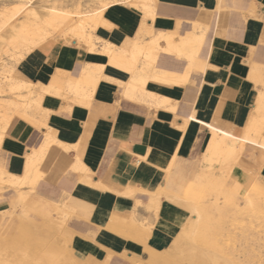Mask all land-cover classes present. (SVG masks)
<instances>
[{
	"label": "crops",
	"instance_id": "1",
	"mask_svg": "<svg viewBox=\"0 0 264 264\" xmlns=\"http://www.w3.org/2000/svg\"><path fill=\"white\" fill-rule=\"evenodd\" d=\"M105 17L110 29L100 27L95 36L117 47L136 35L142 19L123 5ZM149 24L155 35L170 34L175 42L190 33L204 39L185 87L148 82L147 90L175 101L173 112L125 97L115 81L125 83L128 73L110 66L103 55L75 43H53L31 51L22 71L39 86L62 77L64 92L43 94L44 112L33 115V124L12 120L1 143L6 168L0 164V169L23 177L33 168L27 184L15 187L17 203L24 205L23 194L43 215L63 211L73 233L70 247L96 264H112L111 254L122 253L125 264H143L149 252L159 254L171 245L189 216L173 201L197 179L210 138L240 141L264 90V0H158ZM87 65L103 67L89 101L78 95ZM157 67L181 75L187 61L159 52ZM45 135L58 145L40 158ZM240 153L230 178L264 185V149L246 142ZM115 214H130L138 236L132 229L117 231Z\"/></svg>",
	"mask_w": 264,
	"mask_h": 264
},
{
	"label": "bare ground",
	"instance_id": "2",
	"mask_svg": "<svg viewBox=\"0 0 264 264\" xmlns=\"http://www.w3.org/2000/svg\"><path fill=\"white\" fill-rule=\"evenodd\" d=\"M35 1L41 4H35ZM35 1L12 0L0 7V94L6 93L5 88H9L8 90L14 89V91H17L19 89H23L24 91L26 90L27 95L24 98H28V100L26 99L27 102H23L22 105L26 107V111L30 110V114L28 113L29 115H27L29 116V120L32 121V123L34 114L44 112L40 108L41 96L47 93H55L56 95H58L62 90L64 92L65 89L63 88V85L66 86L67 81L65 82L62 77H57L54 78L49 85L39 86L37 83H32L28 79L25 80L26 76L18 74L12 67L11 68L13 71L10 69V67L9 69H7L6 65L3 63L1 55L3 53H8L15 50H28L32 47L42 48L47 45L53 44L52 41L60 37L64 39L66 44L73 42L76 45L84 48L89 53L103 55L104 57H106L110 66L112 65L126 71L129 75L128 81L122 83L114 80L116 84L124 91V93L123 91L122 93L123 95H125V97L131 100L142 102V104L145 103L150 106V108L153 107L156 110L164 109L170 112L174 111L176 104L175 101L171 97L160 94L159 91L147 90L148 82L152 81L160 86H174L179 88L185 87L188 82V76L190 72L195 67H197V55L204 39L202 40L203 37L201 36L196 37L194 35L195 33H190V35L186 36L185 38H181L177 42L173 40L175 37L173 38L172 36H169L170 34L152 35V25L149 24V26H147V21L150 19L151 21L154 20L158 0H94V5L97 4V7H90L88 9H82L79 3H77L72 9H70L66 7V3L68 0ZM117 5L127 6V8L141 13L142 19L136 35L131 39H126L118 47L111 43L103 41V43L101 42V47L97 48L96 42L99 39L96 38L95 42L93 34L100 27L110 29L111 24L105 16L112 7H115ZM16 18H18V20H16ZM196 25L197 24H195V26ZM147 36H149L150 38L146 39L145 37ZM160 42H163V44L165 43V46L161 47ZM159 52H162L164 54H174L178 58L186 60L187 67L185 68L183 74L177 75L175 73L159 69L157 67ZM19 58L21 60L23 58V55H19ZM25 60H27V58L24 59V62ZM102 68V66L87 65L82 70L80 80L83 82L84 87L80 91H78V95L82 100L89 101L91 99L95 86H97L96 83L100 77L99 75L102 71ZM6 72H12V77L10 79H8L4 75ZM2 75H4V77H2ZM100 80L103 81V79ZM37 89H39V91L41 92H39L40 94L36 93L35 90ZM14 91H12V95H14ZM17 92L19 93L20 91ZM20 93H23V91ZM16 96L17 95H15V97ZM2 97L3 96H0V149L1 143L6 136L5 129L10 124L12 116L15 114L13 112L14 114L9 115L7 111L10 106H14L17 104L16 101H13V97L12 100H10L11 98L9 99L10 102H8L9 100H4ZM19 99L21 100V97ZM255 113L256 116L250 117L247 129L245 128L246 132L243 133L242 139L240 141L228 142V140L224 136L218 137L214 134L210 138L208 146L203 154L202 167L198 172L197 179L193 183L194 186H192V193L190 192L191 198L190 196L187 197L188 200L175 198L176 200L173 201L189 211L190 214L187 217L183 227L179 230L177 236L172 241L171 245L164 252H161L159 254L157 252H155L156 254H154V251L149 252L150 259H148L149 261H147V264H182L184 261L187 262V264H219V260L222 258L218 254L219 251H216V249L207 250V248L205 247L207 245L209 234L213 232L217 233L221 229H224V227H226L224 225L226 222H223V209H221L222 207L217 204V201H215L214 205L211 208L209 207L201 209L198 206V203L200 201L196 202L195 197L199 191L201 192L202 187L204 186L213 188L214 191H217L223 196L228 195L226 187L227 183L225 181L230 178L229 174L234 168L235 161L241 154L240 152L243 148V145L246 142H250L264 149V90L258 93L255 104ZM165 130L167 129L165 128ZM160 142H162V140ZM54 144L58 145V142L54 138L45 135L43 143L41 144L40 148H38L40 158L43 154H45L44 152L46 151V149L50 145ZM164 147H162V149ZM215 165H217V167H215ZM32 171L33 168H28L23 177H16L14 175H9V173L0 169V187L4 184H9L13 187H22L27 184L26 182L28 181V178L26 177H29L33 173ZM213 171H216V173L214 174ZM0 189L2 190V188ZM206 189L207 188H204V190ZM254 190L255 191H253L254 193L252 200L255 203H258L261 207L264 206V185H261ZM206 191L210 192V190ZM19 199L26 208H31V210L42 215V218L45 219V224H47V226H45L41 233H39L41 234V237L38 240L36 239L39 245H44L47 239H49L47 235H49L53 231V229L55 231L59 229H56L57 224L54 223L55 218L53 219L52 217L43 215L39 212L40 210L38 212L35 211V208L31 206L32 203L29 197L21 194ZM121 217L122 218H120L116 214L114 215V224L115 228H117V231H127L132 229V231H134L133 233H131L134 235V232H136V230L135 225L132 221V216L130 214H127L126 216ZM59 230L61 231V229ZM64 233H66V231ZM135 235L138 236L137 232ZM201 243H203L205 247L202 246ZM56 249H58V253H60L59 247H57ZM56 249L53 247L49 252L46 253V264H74L72 261L65 259L62 254L54 255V257L51 258V252L53 253ZM27 258H29L30 260H35L37 258V253L31 254L29 256L25 254L24 260ZM223 259L226 260L225 258ZM233 259L234 257L229 259V261H232Z\"/></svg>",
	"mask_w": 264,
	"mask_h": 264
},
{
	"label": "rangeland",
	"instance_id": "3",
	"mask_svg": "<svg viewBox=\"0 0 264 264\" xmlns=\"http://www.w3.org/2000/svg\"><path fill=\"white\" fill-rule=\"evenodd\" d=\"M10 1L12 0H0V7L3 6V4H6ZM77 2H79V5H81L82 9H88L90 7L95 8V6L97 7V4L94 5V0H69L66 6L68 8H73V6L77 4ZM34 3L36 4L37 1H35ZM37 4H41V3H37ZM18 18H16V20H18ZM153 34L154 33H152V35ZM93 36L95 39L94 41L96 42L97 37L95 36V33L93 34ZM145 38L148 39L150 37L147 36ZM52 42L54 44H58L59 42L66 44L64 39L61 37L57 38L56 40H53ZM97 42H96V47L100 48L103 41L98 40ZM99 43L100 45H98ZM34 49L37 48L32 47L28 50L21 49L19 51L17 50L10 51L11 53L10 52L3 53L1 55V58L3 60V63L6 65L7 69H9L10 67V69L12 70L13 68L15 69L14 71H16L18 74L25 76L22 71L24 59H26L27 56H29V54L31 53V51H33ZM21 54L23 55V58L20 60L19 55ZM11 74L12 72L11 73L6 72L4 75L8 79H10L12 77ZM4 75H2V77H4ZM25 80H27V78H25ZM5 89L4 90L7 94L3 93L0 94V96H3L2 98L4 100H9L10 98H11L10 100H12L13 97V101H16L17 103L14 106L13 105L10 106V108L7 111L9 115L15 113L12 116V120L20 119L21 116V120H25L28 123L30 122L32 123V121L29 120V116H28L30 114V110L26 111V107L22 105L23 102H27L28 100V98H24L27 95L26 94L27 91L21 89L23 93H20L22 91L19 89L17 90L20 91L18 93L16 90L14 91V89L12 90L11 88H10L11 90H8L9 88H5ZM12 91H14V95H12L13 94ZM15 95H17L16 96L17 98L15 97ZM19 96L21 97V100L19 99L20 98ZM10 100L8 102H10ZM12 120L10 121V123L12 122ZM9 125L7 126V128L9 127ZM7 128L5 129L6 135H7ZM245 152H248V150H245ZM245 152H243V155ZM239 158L240 156L235 161L234 168L238 166ZM0 164H2L6 168L4 161L1 157V149H0ZM225 182L227 183L225 184L227 187L228 195L223 196L222 194H219L217 191H214L213 188H210L209 186L205 187L204 185L206 184H204L203 185L204 187H202L203 192L201 190V192L199 191L201 194L198 192L200 195L198 193L196 194L195 197L196 202L200 201L198 203V206L201 209L209 208V207L211 208L214 205L215 201H217V204L220 205V207H222L221 209H223L222 210V214L224 217L223 222H226L224 224L226 227H224V229H221L223 231L220 230L217 233L213 232L208 235L206 247L204 246L203 243H201V245L207 248V250L216 249V251H219L218 254L219 256L222 257L219 260V264H224V263L225 264H264V206L261 207L258 203H255L252 200L254 193L253 191H255L254 189H257L259 186L263 184H258L253 179H246L245 184L243 183L240 184L232 180L231 178H228ZM192 186H194V184H192L188 188V190L181 197V199H187L188 196H190L191 198L190 194L192 193L191 192L193 188ZM0 188H2V190L0 189V264H3V262L4 264H13V263L14 264H32V263L46 264L47 261L45 262V255L53 247L55 249L59 247L60 253H58V249L54 250L53 253L51 252V258L54 257V255L62 254L65 257V259L72 261L74 264H96V261L94 260L93 257H85V255H80L72 247H70V241L73 236V233L72 230H70V228L68 227L69 216L68 217L65 216L60 211L52 210L50 217H52L53 219L55 218V222L54 221L53 222L57 224L56 229L59 228L61 229V231L59 229L56 231L53 229V231L49 235H47L49 239H47L45 244L39 245L37 243V240L41 237V234L39 233H41V231L45 228V226H47V224H45V219L42 218L43 216L38 213H35L31 209L26 208L24 205L17 203L15 187L9 184H4L3 186L1 185ZM204 188H207L206 190H210V192L204 190ZM53 207L55 208V206ZM186 217H187V212L182 224L184 223ZM64 230L66 231V233H64L65 232ZM177 230L175 231V233L177 232ZM175 233L172 236H174ZM24 253L27 256L37 253V258L35 260H30L29 258L24 260V255H25ZM111 257H112L111 259H113L112 264H125L126 253L111 254ZM233 257L234 259L232 260L233 261L232 263V261L231 260L229 261V259ZM146 258L147 256L142 257L141 259H146ZM223 258H225L226 260H224ZM143 264H147V262H144ZM182 264H187V262L184 261Z\"/></svg>",
	"mask_w": 264,
	"mask_h": 264
}]
</instances>
